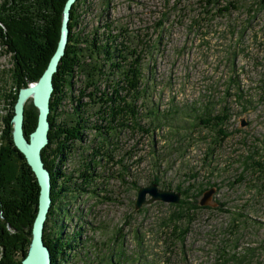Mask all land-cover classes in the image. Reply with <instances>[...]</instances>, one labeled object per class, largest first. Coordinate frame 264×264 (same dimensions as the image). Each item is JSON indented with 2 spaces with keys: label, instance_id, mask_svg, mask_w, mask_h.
<instances>
[{
  "label": "rangeland",
  "instance_id": "rangeland-1",
  "mask_svg": "<svg viewBox=\"0 0 264 264\" xmlns=\"http://www.w3.org/2000/svg\"><path fill=\"white\" fill-rule=\"evenodd\" d=\"M100 2L85 0L77 27L100 22ZM109 2V18L141 50L140 122L149 123L153 108L161 123L147 135H111L112 159L102 157L87 190L63 199L50 224L64 234L79 230L75 253H86L89 264H105L115 251L118 264H264V8L259 0ZM11 66L0 47V87L9 88ZM223 106L224 138L199 121ZM84 134L86 145L70 155L65 172L102 141L91 129ZM153 177L159 188H193L186 198L179 191L176 203L135 209L138 188Z\"/></svg>",
  "mask_w": 264,
  "mask_h": 264
},
{
  "label": "trees",
  "instance_id": "trees-1",
  "mask_svg": "<svg viewBox=\"0 0 264 264\" xmlns=\"http://www.w3.org/2000/svg\"><path fill=\"white\" fill-rule=\"evenodd\" d=\"M65 1L0 0V47L9 53L12 65L9 88L0 87V264H20L26 255L39 191L30 166L12 139L14 104L19 89L39 78L55 50ZM109 1L101 0L100 22L88 31L84 25L77 27L81 14L87 9L81 8L85 0L73 3L68 42L53 76L48 143L41 150L44 166L51 174V203L43 229L51 264H89L92 261L86 253L83 259L75 253L80 242L78 229L64 234L61 224L52 226L50 222L57 210H63V199L87 190L86 185L92 182V172L102 157L106 156L107 162L112 159L110 136L121 129L151 134L161 123V116L158 118L153 108L145 113L151 116L149 123L140 122L142 112L136 100L145 91L141 50L137 44L132 45L126 29L109 18ZM258 3L264 8V0ZM76 83L79 84L75 87ZM227 115L228 108L223 106L216 114L199 118V121L216 127L224 138L228 135L223 128ZM36 122L37 109L32 102L25 103L22 128L26 139ZM88 129L102 137V141L92 147L89 160L65 172L63 164L86 145L84 131ZM151 182L160 181L153 177ZM191 187L193 184L184 188L177 185L176 190L186 198ZM183 204L182 198L179 205ZM187 206L191 207L190 211L191 204ZM119 254V251L111 253L107 264H118ZM221 257L223 262L229 258L236 260L234 254L229 258Z\"/></svg>",
  "mask_w": 264,
  "mask_h": 264
},
{
  "label": "water",
  "instance_id": "water-1",
  "mask_svg": "<svg viewBox=\"0 0 264 264\" xmlns=\"http://www.w3.org/2000/svg\"><path fill=\"white\" fill-rule=\"evenodd\" d=\"M76 0H66L62 9L59 37L55 50L39 78L18 91L14 104L12 117V139L15 147L24 155L30 166L38 187L36 214L30 230V242L26 255L20 264H51V253L43 241V229L51 203V174L44 166L41 150L48 143L50 98L53 87V76L58 70L61 57L64 55L69 37V20L71 8ZM28 98L37 109V122L34 130L26 139L23 133V109ZM243 123V122H242ZM213 188L204 191L200 204L204 205L209 200ZM149 195L148 198L146 196ZM180 199V192L159 188L155 182L140 186L137 191L134 208L156 200L176 203Z\"/></svg>",
  "mask_w": 264,
  "mask_h": 264
}]
</instances>
